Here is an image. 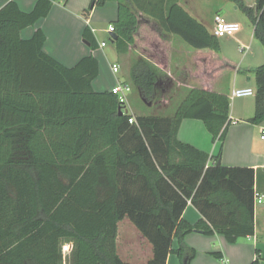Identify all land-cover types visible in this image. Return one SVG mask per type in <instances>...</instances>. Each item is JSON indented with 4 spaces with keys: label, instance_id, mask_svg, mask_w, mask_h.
Returning a JSON list of instances; mask_svg holds the SVG:
<instances>
[{
    "label": "trees",
    "instance_id": "trees-1",
    "mask_svg": "<svg viewBox=\"0 0 264 264\" xmlns=\"http://www.w3.org/2000/svg\"><path fill=\"white\" fill-rule=\"evenodd\" d=\"M55 1L37 0L29 13L14 1L0 8V264H125L115 250L117 223L125 217L153 247L147 264H166L172 253L188 264L195 252L183 239L193 231L220 233L229 244L251 236L254 170L207 167V154L176 139L182 120L192 119L222 144L230 124L228 96L192 88L173 117L138 115L129 124L131 116L119 114L123 108L111 91H93L99 74L93 56L67 68L43 52L40 29L21 38ZM228 1L248 19L264 50V0L254 7ZM107 2L117 3V39L109 41L118 53L140 50L138 30L148 18L162 35L223 60L219 38L177 0H92L90 9ZM88 33L86 27L82 37L95 50ZM224 67L235 69L228 61ZM243 72L255 79L248 122L258 125L264 121V64ZM129 80L146 104L162 95V73L143 57L131 65ZM188 202L202 215L194 226L182 219ZM65 242L73 245L66 259ZM250 264H259V256Z\"/></svg>",
    "mask_w": 264,
    "mask_h": 264
},
{
    "label": "crops",
    "instance_id": "crops-1",
    "mask_svg": "<svg viewBox=\"0 0 264 264\" xmlns=\"http://www.w3.org/2000/svg\"><path fill=\"white\" fill-rule=\"evenodd\" d=\"M9 1H14L22 12L29 13L37 0H0V8ZM177 1L178 5L202 24L209 33L213 34L215 15H222L225 18L226 0ZM243 1L249 7L255 6V0ZM91 2L92 0H56L47 17L38 20L34 26L25 28L20 36L28 40L37 29H40L46 38L43 52L67 68L73 67L85 57L93 56L99 67L98 77L91 83L95 92L111 91L118 83L130 86L129 72L133 62L139 57L149 60L162 73L163 92L158 100L148 104L138 95L146 108H156L155 114L129 112V108L125 106L123 112L134 120L138 115L173 117L176 107L192 88L228 96L230 124L222 144L217 140L213 141L201 121L192 119L182 120L176 139L207 154L209 157L207 167L216 166L219 162L220 166L226 168L254 170V232L251 236L239 239L235 244H229L220 233L214 232L208 236L193 231L185 235L183 243L187 249L195 252L188 264H250L256 256H259V264H264V140L260 138L264 121L258 125L248 122L254 114V96L230 98L231 92L235 89L255 91L253 75L243 71L264 64V50L260 42L253 37V26L245 17L243 24L249 26L250 31L244 37H239L241 39L236 35L231 37V40L237 44L239 53L242 54L240 59L220 48L223 60H216L209 51L186 48L182 39L176 35H162L153 20L143 18L137 40L140 50L135 46L130 47L127 53L120 54L115 44L109 41L112 33H108L107 30L116 20L117 3L107 2L103 7L90 9ZM234 9L238 10L236 6ZM106 22L107 27L97 26V23ZM86 27L89 29L88 35L97 46L95 50H91L89 43L82 37ZM102 43H105L104 47H100ZM108 44L111 45L113 52H106ZM241 45L248 49L240 52ZM109 59L113 61L110 63ZM103 61L111 64L105 79L101 69ZM227 61L233 63L235 69L224 67ZM113 65L123 69L125 80L122 81L114 76L118 71L116 73L112 71ZM216 65L220 66V69L215 74ZM133 93L131 88L127 98ZM256 194L261 197V204L257 203ZM182 219L194 226L202 220V215L188 202L182 213ZM62 246L71 248L70 252H62L66 259L71 254L73 245L71 242H65ZM178 247V241L174 239L172 249L176 250ZM115 250L118 258L125 264H147L153 258L152 245L126 217L117 223ZM166 264H182V262L172 253L167 256Z\"/></svg>",
    "mask_w": 264,
    "mask_h": 264
},
{
    "label": "rangeland",
    "instance_id": "rangeland-1",
    "mask_svg": "<svg viewBox=\"0 0 264 264\" xmlns=\"http://www.w3.org/2000/svg\"><path fill=\"white\" fill-rule=\"evenodd\" d=\"M225 19L228 21H234L238 24H240L241 26V30L239 34H236V36L239 37H244L249 31L250 28L249 26L243 24V18H245V16L239 11V10H235V5L233 3H231L230 1L226 0L225 1ZM99 25V27H107V22L106 23H97V26ZM239 38V39H241ZM181 40V39H180ZM183 45L186 48H192L189 45H187L183 40H181ZM220 41V48L222 49V51L224 52H229L231 53L232 56L240 59L242 57V54L239 53L238 51V47L237 44L234 43L231 40V37H222L219 38ZM261 44V43H259ZM106 52H111L112 51V47L110 44H108V48L106 49ZM113 52V51H112ZM110 63L113 61V59H109ZM107 64L105 61L102 62L101 64V69L104 72L103 74V78L105 79L107 76V69L111 64ZM114 76L118 77L120 80H125V73L123 71L122 68L118 67V73L114 74ZM126 107L129 110V112L131 111H136L139 113H148V114H155V110L156 108L152 109V108H146L144 103H142V101L139 99L138 94L134 91L133 94H130L129 97L127 98V102H126Z\"/></svg>",
    "mask_w": 264,
    "mask_h": 264
},
{
    "label": "built area",
    "instance_id": "built-area-1",
    "mask_svg": "<svg viewBox=\"0 0 264 264\" xmlns=\"http://www.w3.org/2000/svg\"><path fill=\"white\" fill-rule=\"evenodd\" d=\"M108 33L113 32V26H108ZM240 30V25L235 22H230L226 20L222 15H215L213 19V35L217 38L222 37H234ZM105 43H102L100 47H104ZM240 52L247 50L246 46H240ZM112 71L116 73L118 71V67L116 65L112 66ZM111 92L117 97L118 103L123 108L122 111L125 109L126 102H127V95L131 92V87L128 84L118 83L112 89ZM255 91L252 89H235L231 92L230 98H241V97H248L254 96ZM128 122L130 124L136 123L133 118L129 119ZM260 138L264 140V129L261 130ZM257 198V203L261 204L262 200L259 195H255ZM70 247L68 249L67 246H62V252L67 253L70 252ZM63 253V254H64Z\"/></svg>",
    "mask_w": 264,
    "mask_h": 264
},
{
    "label": "water",
    "instance_id": "water-1",
    "mask_svg": "<svg viewBox=\"0 0 264 264\" xmlns=\"http://www.w3.org/2000/svg\"><path fill=\"white\" fill-rule=\"evenodd\" d=\"M110 39H111V41L114 42V41L117 39V36L114 35V34H111V35H110ZM86 44H87V43H86ZM149 105H150V104H149ZM119 114H120V115L123 114L121 109H119ZM216 166H219V162L216 164Z\"/></svg>",
    "mask_w": 264,
    "mask_h": 264
}]
</instances>
